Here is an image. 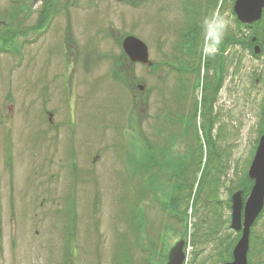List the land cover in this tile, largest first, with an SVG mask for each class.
<instances>
[{
  "label": "rangeland",
  "instance_id": "374dc122",
  "mask_svg": "<svg viewBox=\"0 0 264 264\" xmlns=\"http://www.w3.org/2000/svg\"><path fill=\"white\" fill-rule=\"evenodd\" d=\"M234 1L0 0V264H166L181 239L228 261L264 131V16Z\"/></svg>",
  "mask_w": 264,
  "mask_h": 264
},
{
  "label": "water",
  "instance_id": "95a60500",
  "mask_svg": "<svg viewBox=\"0 0 264 264\" xmlns=\"http://www.w3.org/2000/svg\"><path fill=\"white\" fill-rule=\"evenodd\" d=\"M264 0H235L234 12L243 24H252L262 18ZM256 37H253V42ZM123 49L132 62L148 63V46L138 37L129 35L123 41ZM259 44L254 46L256 54L261 53ZM253 181L250 193L244 201L243 189H238L231 196V224L241 231V237L233 248V260L225 264H248L251 227L264 208V134L260 137L255 156L248 170ZM185 241L180 240L169 249L166 264H183L185 260Z\"/></svg>",
  "mask_w": 264,
  "mask_h": 264
},
{
  "label": "trees",
  "instance_id": "16d2710c",
  "mask_svg": "<svg viewBox=\"0 0 264 264\" xmlns=\"http://www.w3.org/2000/svg\"><path fill=\"white\" fill-rule=\"evenodd\" d=\"M42 17L44 18V16H42ZM42 17H41V18H42ZM41 18H40V19H41ZM41 20H42V19H41ZM262 20H263V19H262ZM261 22H262V21H261ZM261 22H260V23H261ZM256 35H257V34H256ZM257 38H258V35H257ZM250 40H251V39H250ZM258 40H259V39H258ZM115 73H119V71L116 70ZM149 155L151 156V155H153V154L151 153V154H149ZM147 163H148V162H146V163L144 162L143 165H142V167H143V166H147ZM154 163H155V161H154ZM150 164H151V162H150ZM153 165H154V164H153ZM147 168H148V169H147ZM147 168H145L143 171H145L146 169L149 170V169L151 168V165H150V167H147ZM150 176H151V178L148 179V183H149L150 181H153V182L155 181V175H153V176L150 175ZM246 179H247V180H246L243 184H241V185L239 186V187H242V189L244 190V192H245V190L247 189L248 186H249L248 189L250 190V186H251V184H252V182L248 179V177H246ZM238 238H239V237H238ZM231 258H232V252H229V259H228V260H231Z\"/></svg>",
  "mask_w": 264,
  "mask_h": 264
}]
</instances>
